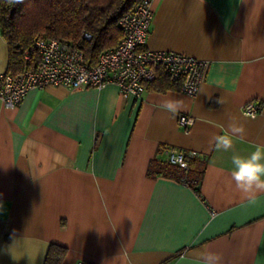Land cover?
<instances>
[{
	"label": "crops",
	"instance_id": "0c3cea01",
	"mask_svg": "<svg viewBox=\"0 0 264 264\" xmlns=\"http://www.w3.org/2000/svg\"><path fill=\"white\" fill-rule=\"evenodd\" d=\"M152 9L147 49L207 61L194 97L58 85L14 108L0 101V264H44L50 244L67 248L61 264H189L205 249L222 264H264V192L244 194L231 178L233 153L264 145V0H152ZM8 54L0 31V71ZM167 98L182 110H162ZM250 100L262 105L255 117L242 112ZM181 115L192 118L187 130ZM233 120L246 134L216 150L212 138ZM167 147L206 161L199 194L147 176ZM56 152L64 163L51 171Z\"/></svg>",
	"mask_w": 264,
	"mask_h": 264
},
{
	"label": "built area",
	"instance_id": "2783aa9c",
	"mask_svg": "<svg viewBox=\"0 0 264 264\" xmlns=\"http://www.w3.org/2000/svg\"><path fill=\"white\" fill-rule=\"evenodd\" d=\"M153 17L152 0H140L126 11L118 22L122 34L118 44L101 52L94 64L74 44L52 38L34 39L32 47L37 51L38 63L16 74L0 71V101L14 108L32 89L58 85L68 89H101L107 84H115L124 97L140 99L158 71L178 84L179 92L194 97L203 81L207 61L173 51L147 49ZM83 37L89 40L91 35L84 33ZM25 58L30 59L28 51ZM261 109V103L255 100L242 106V112L249 117H255ZM179 122L187 130L192 118L181 115ZM163 153L168 162L184 169L188 167L186 156L193 155L170 147L164 148Z\"/></svg>",
	"mask_w": 264,
	"mask_h": 264
},
{
	"label": "trees",
	"instance_id": "16d2710c",
	"mask_svg": "<svg viewBox=\"0 0 264 264\" xmlns=\"http://www.w3.org/2000/svg\"><path fill=\"white\" fill-rule=\"evenodd\" d=\"M140 0H22L9 3L0 0V31L8 45V72L16 74L34 67L39 57L33 49L36 38H52L76 45L85 59L94 64L101 52L115 47L121 39L118 25L121 16ZM84 33L91 35L89 40ZM28 51L30 59L25 58ZM155 91L178 90L163 71L146 85ZM187 169L171 164L166 159H151L147 165L148 177L165 176L185 182L200 193V182L205 160L186 156ZM67 248L50 244L44 264H61Z\"/></svg>",
	"mask_w": 264,
	"mask_h": 264
},
{
	"label": "clouds",
	"instance_id": "9594fccd",
	"mask_svg": "<svg viewBox=\"0 0 264 264\" xmlns=\"http://www.w3.org/2000/svg\"><path fill=\"white\" fill-rule=\"evenodd\" d=\"M9 3H21L22 0H8ZM218 103L222 101L218 100ZM119 105V97L113 94L110 98L108 110L111 111ZM160 108L168 113L177 114L183 108V102L178 99H165ZM246 134L243 124L234 120L228 124V129L212 138L216 150L228 152L233 148L234 139H242ZM44 152H49L47 147H42ZM233 171L231 178L235 182L237 190L244 194L264 192V145H255L254 150L247 156H241L233 153L231 157ZM64 163V157L61 153L51 154V171ZM195 259L188 258L189 264H222V256L219 253L201 250L193 254ZM183 259V258H182Z\"/></svg>",
	"mask_w": 264,
	"mask_h": 264
}]
</instances>
